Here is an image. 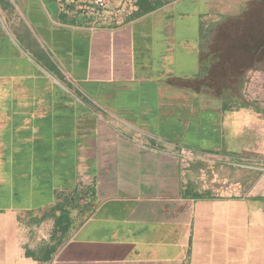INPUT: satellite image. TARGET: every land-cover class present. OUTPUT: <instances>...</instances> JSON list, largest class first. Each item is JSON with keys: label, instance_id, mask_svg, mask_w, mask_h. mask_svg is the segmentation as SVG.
Returning a JSON list of instances; mask_svg holds the SVG:
<instances>
[{"label": "crops", "instance_id": "crops-1", "mask_svg": "<svg viewBox=\"0 0 264 264\" xmlns=\"http://www.w3.org/2000/svg\"><path fill=\"white\" fill-rule=\"evenodd\" d=\"M241 1L0 0V264H264V63L239 100L206 42Z\"/></svg>", "mask_w": 264, "mask_h": 264}, {"label": "rangeland", "instance_id": "rangeland-1", "mask_svg": "<svg viewBox=\"0 0 264 264\" xmlns=\"http://www.w3.org/2000/svg\"><path fill=\"white\" fill-rule=\"evenodd\" d=\"M46 19L52 22L48 14ZM259 40L264 44V0H242L237 13L222 16L207 35L211 69L221 73L222 85L239 100H245L250 84L245 75L256 69L252 64L264 63V50L247 53L243 47L247 42L259 45Z\"/></svg>", "mask_w": 264, "mask_h": 264}, {"label": "built area", "instance_id": "built-area-1", "mask_svg": "<svg viewBox=\"0 0 264 264\" xmlns=\"http://www.w3.org/2000/svg\"><path fill=\"white\" fill-rule=\"evenodd\" d=\"M88 15L91 27L119 25L137 9V0H66Z\"/></svg>", "mask_w": 264, "mask_h": 264}, {"label": "trees", "instance_id": "trees-1", "mask_svg": "<svg viewBox=\"0 0 264 264\" xmlns=\"http://www.w3.org/2000/svg\"><path fill=\"white\" fill-rule=\"evenodd\" d=\"M263 40H259V42H262Z\"/></svg>", "mask_w": 264, "mask_h": 264}]
</instances>
